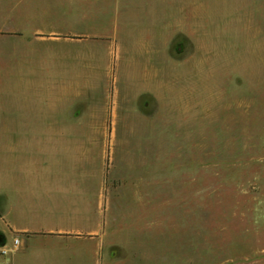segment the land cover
Masks as SVG:
<instances>
[{
	"label": "rangeland",
	"instance_id": "374dc122",
	"mask_svg": "<svg viewBox=\"0 0 264 264\" xmlns=\"http://www.w3.org/2000/svg\"><path fill=\"white\" fill-rule=\"evenodd\" d=\"M101 23L78 134L103 147L102 264H264V0H120Z\"/></svg>",
	"mask_w": 264,
	"mask_h": 264
},
{
	"label": "crops",
	"instance_id": "0c3cea01",
	"mask_svg": "<svg viewBox=\"0 0 264 264\" xmlns=\"http://www.w3.org/2000/svg\"><path fill=\"white\" fill-rule=\"evenodd\" d=\"M5 1L0 232L10 244L0 264H83L79 254L87 253L91 264H102L103 147L92 135L79 136V126L94 123L79 121L85 113L78 102L79 95L93 93V31L104 29L96 22L114 27L120 0Z\"/></svg>",
	"mask_w": 264,
	"mask_h": 264
},
{
	"label": "built area",
	"instance_id": "2783aa9c",
	"mask_svg": "<svg viewBox=\"0 0 264 264\" xmlns=\"http://www.w3.org/2000/svg\"><path fill=\"white\" fill-rule=\"evenodd\" d=\"M17 244H18V239L15 238V237H13V238H12V245L15 246V245H17ZM5 247H6V242H5V244H4L3 246H0V248H1V252H2L4 255L7 253Z\"/></svg>",
	"mask_w": 264,
	"mask_h": 264
},
{
	"label": "water",
	"instance_id": "95a60500",
	"mask_svg": "<svg viewBox=\"0 0 264 264\" xmlns=\"http://www.w3.org/2000/svg\"><path fill=\"white\" fill-rule=\"evenodd\" d=\"M6 242V238L5 235L2 233V235L0 234V246H3Z\"/></svg>",
	"mask_w": 264,
	"mask_h": 264
},
{
	"label": "trees",
	"instance_id": "16d2710c",
	"mask_svg": "<svg viewBox=\"0 0 264 264\" xmlns=\"http://www.w3.org/2000/svg\"><path fill=\"white\" fill-rule=\"evenodd\" d=\"M0 234L2 235V232H0Z\"/></svg>",
	"mask_w": 264,
	"mask_h": 264
}]
</instances>
